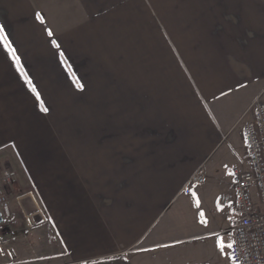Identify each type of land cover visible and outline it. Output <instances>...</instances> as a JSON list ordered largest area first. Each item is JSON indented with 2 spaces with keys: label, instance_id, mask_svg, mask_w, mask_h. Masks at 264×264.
Instances as JSON below:
<instances>
[{
  "label": "crops",
  "instance_id": "1",
  "mask_svg": "<svg viewBox=\"0 0 264 264\" xmlns=\"http://www.w3.org/2000/svg\"><path fill=\"white\" fill-rule=\"evenodd\" d=\"M263 88L264 0H0L2 263L196 264Z\"/></svg>",
  "mask_w": 264,
  "mask_h": 264
},
{
  "label": "built area",
  "instance_id": "2",
  "mask_svg": "<svg viewBox=\"0 0 264 264\" xmlns=\"http://www.w3.org/2000/svg\"><path fill=\"white\" fill-rule=\"evenodd\" d=\"M244 160L230 167L231 190L224 194V204L232 206L234 218L226 230L227 258L230 264H264V88L254 97L250 118L241 128ZM16 172L0 167V225L11 216L6 187ZM205 170L201 166L190 182L203 184Z\"/></svg>",
  "mask_w": 264,
  "mask_h": 264
},
{
  "label": "rangeland",
  "instance_id": "3",
  "mask_svg": "<svg viewBox=\"0 0 264 264\" xmlns=\"http://www.w3.org/2000/svg\"><path fill=\"white\" fill-rule=\"evenodd\" d=\"M230 123L232 126L231 130L222 138L221 143H219L212 154L213 158L219 157L220 169H227L230 165H239L242 158L239 130L243 124V117L232 120ZM1 164L3 163L1 162ZM13 182L14 180L11 183V189L15 193ZM227 222L228 218L225 216V211H216L210 216L202 215V217L198 218V236L194 241L196 247L194 261L196 264H230L227 258V247L221 251L216 246L217 237L223 238L227 243L225 230ZM3 258V255L0 253V264H3Z\"/></svg>",
  "mask_w": 264,
  "mask_h": 264
},
{
  "label": "snow or ice",
  "instance_id": "4",
  "mask_svg": "<svg viewBox=\"0 0 264 264\" xmlns=\"http://www.w3.org/2000/svg\"><path fill=\"white\" fill-rule=\"evenodd\" d=\"M36 17L39 19L40 18V13H36ZM49 35H51V32L49 31ZM4 42H5V47H10L8 44H7V39L5 38V40H4ZM53 43V45L54 46H56V42L55 41H53L52 42ZM82 87V86H81ZM32 91L33 92H35V88H33L32 89ZM39 98V97H38ZM42 108H43V106H42ZM44 111H47V109H43ZM200 215H203V213H201ZM206 222V221H205ZM216 246L219 248V249H221V251H223V249L225 248V247H227V248H232V243L231 242H225L224 240H223V238H221V237H217V239H216Z\"/></svg>",
  "mask_w": 264,
  "mask_h": 264
}]
</instances>
